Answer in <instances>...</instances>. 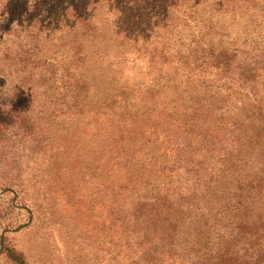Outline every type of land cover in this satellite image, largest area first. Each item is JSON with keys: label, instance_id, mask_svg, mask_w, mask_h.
Wrapping results in <instances>:
<instances>
[{"label": "rangeland", "instance_id": "374dc122", "mask_svg": "<svg viewBox=\"0 0 264 264\" xmlns=\"http://www.w3.org/2000/svg\"><path fill=\"white\" fill-rule=\"evenodd\" d=\"M0 264H264V0H0Z\"/></svg>", "mask_w": 264, "mask_h": 264}]
</instances>
